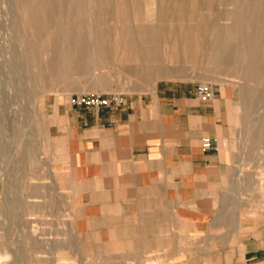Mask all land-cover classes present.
<instances>
[{
    "label": "crops",
    "instance_id": "0c3cea01",
    "mask_svg": "<svg viewBox=\"0 0 264 264\" xmlns=\"http://www.w3.org/2000/svg\"><path fill=\"white\" fill-rule=\"evenodd\" d=\"M198 87L163 81L121 106L57 108L49 177L66 178L86 264H264V220L240 216L226 187L235 91L212 85L202 100Z\"/></svg>",
    "mask_w": 264,
    "mask_h": 264
},
{
    "label": "rangeland",
    "instance_id": "374dc122",
    "mask_svg": "<svg viewBox=\"0 0 264 264\" xmlns=\"http://www.w3.org/2000/svg\"><path fill=\"white\" fill-rule=\"evenodd\" d=\"M68 4H64L65 12L72 8ZM36 5L37 2L33 3ZM107 5L108 8L97 13L101 23L90 29L91 32L88 33L89 28L81 29L79 37L60 38L53 48L48 46V41L44 42L39 49L44 52L39 51L36 59L25 66L21 63V52L31 37L22 24L20 4L17 0H0V224L4 226L0 234V253L8 252L6 262L1 264H86L88 260L87 253L81 251L85 248L78 245L72 229L73 207L63 187L66 178L58 179L56 187L49 177L52 146L57 140L53 137V128L60 127L57 108L69 105V97L75 94L140 95L154 90L163 81L197 85L224 82L232 86L239 105L240 124L233 137V162L226 187L231 192L233 208L240 216L264 220V83L230 78L225 73H209L204 67L192 68L188 63L183 65V73L172 75L174 78L158 79L154 85L147 86L148 89L139 85L137 88L133 84L134 77L123 72L127 64L125 53L113 40L117 37L112 35L116 24L111 15V4ZM60 9L56 3L53 17L65 22L68 15L65 12L59 15ZM219 9H222L221 5L215 3L213 11ZM204 10L206 13L204 8L202 12ZM129 11L133 15V9ZM111 36L115 37L110 39ZM117 46L119 53L115 52ZM44 70L47 72L43 73ZM247 89L254 90L255 101L246 114L242 98ZM253 132L262 135L255 146L251 142ZM32 194L39 195L37 200H33ZM36 209L40 212H35ZM30 211L34 213L30 214Z\"/></svg>",
    "mask_w": 264,
    "mask_h": 264
},
{
    "label": "bare ground",
    "instance_id": "6f19581e",
    "mask_svg": "<svg viewBox=\"0 0 264 264\" xmlns=\"http://www.w3.org/2000/svg\"><path fill=\"white\" fill-rule=\"evenodd\" d=\"M17 1L20 4L22 24L28 29L31 37V39L29 38V42L24 43V48L21 52V63L25 66H28L29 63L36 59L40 51V46L43 45L44 42L48 41V46L52 45L53 48V46L58 44L60 38L64 37L68 40V37H72L73 35L79 37L83 31H80L81 29L89 28V33L90 29L92 30L93 27L101 23L97 13L101 12V10L103 11L106 7L108 8L107 4L109 3L111 4V11L113 13L110 14L113 15L116 24L114 27L115 31H112V35L117 36H114L115 38L111 36L110 39L114 38V42L122 46V50L125 53V55H123L125 56V60L123 58L122 60L127 63L126 67L124 66L125 71L123 72L134 77V86H142L140 87L142 89L145 86L144 88L148 89L147 86L154 85V83H157L158 79H166L175 73L176 75L177 73H183V65L188 63L189 65L191 64L190 66L192 68L200 69L204 67L209 73H225V75L230 78L239 77V79L241 78L248 82L264 83L263 0H131V2L128 0ZM35 2H37V5L33 6ZM56 3H59L61 7L59 15L65 12L63 9L64 4L69 3L72 6V8L67 9L68 11L65 12L68 15L67 21V18L65 22L56 21L54 19L53 7ZM215 3L222 7L218 12L213 11ZM130 8L131 11L133 9V15L130 14ZM203 8L207 10L206 13H204L205 10L202 12ZM93 11L94 15L92 14ZM102 16L103 15H101V18ZM105 20H107V18H105L104 21ZM152 20H155V23H150ZM221 20L224 22H221ZM107 22H110L109 19ZM101 36L100 34V37ZM20 40H22V38ZM96 41L99 43L98 40ZM117 48L118 46L116 49ZM54 49L56 50L55 47ZM116 51H118V49L115 50V52ZM107 53L109 54L110 52ZM77 55L79 56V54ZM171 64H174V66H170ZM47 66H49V64ZM118 68L119 67H117V69ZM45 71L47 72V70H44L43 73H45ZM33 74L35 75V73ZM187 74L189 73L187 72ZM194 76H196V73ZM172 77L174 78V76ZM111 81L110 83L113 84ZM223 84L225 83L223 82ZM242 99V104L247 114L251 105H254V90H244ZM51 121L55 120L51 118ZM51 121H49V123ZM43 127L45 129L44 124ZM251 135V142L253 146H255L260 142L262 135L260 132H253ZM20 140L17 139V141ZM55 140L56 139H54V141ZM14 142L16 143V141ZM61 143L63 144V141ZM32 189L34 188L31 187V190ZM31 197L34 198L33 200H37L35 198L39 197V195L32 194ZM33 203L36 204L35 202ZM35 212L40 211L36 209ZM33 213L34 212L31 213L30 211V214ZM3 227L4 226L0 224V234ZM7 253H3V251L0 253V264L3 261L6 262L8 258Z\"/></svg>",
    "mask_w": 264,
    "mask_h": 264
},
{
    "label": "built area",
    "instance_id": "2783aa9c",
    "mask_svg": "<svg viewBox=\"0 0 264 264\" xmlns=\"http://www.w3.org/2000/svg\"><path fill=\"white\" fill-rule=\"evenodd\" d=\"M197 96L202 99H210L213 96L212 85H199ZM124 96L121 94H75L69 97L68 103L75 108L99 109L102 107L121 106L124 103ZM217 138H205L204 148H216Z\"/></svg>",
    "mask_w": 264,
    "mask_h": 264
}]
</instances>
